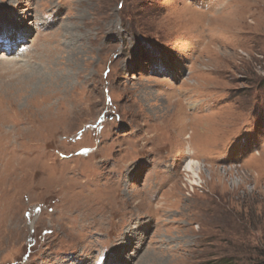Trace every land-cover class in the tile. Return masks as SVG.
<instances>
[{
  "label": "rangeland",
  "instance_id": "1",
  "mask_svg": "<svg viewBox=\"0 0 264 264\" xmlns=\"http://www.w3.org/2000/svg\"><path fill=\"white\" fill-rule=\"evenodd\" d=\"M0 19V264H264V0Z\"/></svg>",
  "mask_w": 264,
  "mask_h": 264
},
{
  "label": "bare ground",
  "instance_id": "2",
  "mask_svg": "<svg viewBox=\"0 0 264 264\" xmlns=\"http://www.w3.org/2000/svg\"><path fill=\"white\" fill-rule=\"evenodd\" d=\"M2 16V15H1ZM5 19V18H4ZM1 20V19H0ZM15 20V19H14ZM1 22V21H0ZM1 27V26H0ZM12 33H14V32H12ZM15 34V33H14ZM10 36V35H9ZM8 36V37H9ZM3 38V37H2ZM19 40L20 39V37H16L15 38V40ZM11 43H13V41L11 42ZM0 45H2L1 43H0ZM10 47L12 48L13 46H12V44H10ZM195 165H197L194 161H191L190 162V164L188 165V167H187V169H189V171H193L194 172V170H195ZM141 236V235H140ZM122 246V245H121ZM119 250V249H118ZM123 250V249H122ZM115 255H117V254H115ZM118 256H120L119 254H118ZM115 260H119V258L118 257H115L114 258V261ZM103 262H105V258L103 257V258H100L99 259V261L97 262L98 264H102ZM121 264V263H120ZM123 264V263H122ZM125 264V263H124Z\"/></svg>",
  "mask_w": 264,
  "mask_h": 264
}]
</instances>
